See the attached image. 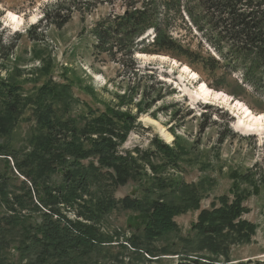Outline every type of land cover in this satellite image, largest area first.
<instances>
[{"label": "trees", "instance_id": "1", "mask_svg": "<svg viewBox=\"0 0 264 264\" xmlns=\"http://www.w3.org/2000/svg\"><path fill=\"white\" fill-rule=\"evenodd\" d=\"M74 1L58 0L56 6L67 8L48 12L47 26L65 25L74 11L90 14L98 5L123 3L122 14L97 22L94 54L106 55L124 67L125 60L130 61L132 70H126L133 77L139 73L136 55L176 53L185 56L190 67L199 66L202 75L226 71L241 82L245 92L249 88L264 99V0H78V5ZM176 24L200 34L214 56L185 48L174 37ZM214 88L236 98L239 94L224 81ZM23 91L20 84L0 77V161L4 162L0 171V264H80L82 257L118 243L100 228L101 221L118 209L139 214L143 240L131 238L122 248L146 254L150 259L141 264L160 260L163 255H157L150 243L178 232L175 218L189 211L200 214L191 234L181 240L183 252L170 251L182 258L175 264H264L233 260L230 255L233 247L250 244L255 236L257 226L243 216L250 212L245 203L260 187L256 174H230L228 195L202 210L201 201L212 182L186 184L166 174L181 171V151L186 152L182 147L171 148L155 137L150 150L121 151L138 115L109 105L103 112L87 109L74 116L79 101L70 83L50 80L33 96H24ZM129 96L117 94L122 105ZM250 109L264 114V102ZM26 110L31 111L33 126L25 144H19L15 130ZM157 154L164 162L154 161ZM15 173L26 180L20 182ZM131 182L140 186L143 196L115 199L114 191ZM93 186L97 188L94 192ZM3 207L10 216H4ZM16 237L20 239L18 261L9 263L7 254Z\"/></svg>", "mask_w": 264, "mask_h": 264}, {"label": "rangeland", "instance_id": "2", "mask_svg": "<svg viewBox=\"0 0 264 264\" xmlns=\"http://www.w3.org/2000/svg\"><path fill=\"white\" fill-rule=\"evenodd\" d=\"M57 2L0 0V77L10 84H20L24 96H33L40 86L50 80L59 84L70 83L79 101L74 106V116H80L87 109L103 112L109 105L138 115L137 125L121 151L135 148L150 150L155 137L171 148L182 147L187 153L181 151V171L177 174L168 171L166 174H174V179H181L186 184L203 180L212 182V188L201 201L202 210L210 209L218 197L228 195L232 186L230 174H256L260 187L254 194L251 190V196L245 203L250 212L243 216V219L257 226L255 236L250 244L233 247L230 255L237 261L264 263V122L258 130L249 131L245 127L247 120L243 113L244 109L258 108L264 99L258 98L249 88L245 92L240 86L241 82L226 71L202 75L199 66L190 67L185 56L176 53L162 59L161 56L136 55L134 62L139 73L133 77L127 71L132 70L129 60H125L124 67L123 63L110 61L106 55L96 57L94 54L97 22L114 13L122 14L123 3L114 1L113 6L98 5L90 14L74 11L65 25L47 26L49 23L45 21V16L48 12L67 8V5L59 8ZM74 2L75 5L79 4L78 0ZM10 12L22 19L19 26L11 21ZM52 15L51 18H54L55 14ZM179 25L176 24L173 34L185 48L202 52L205 57L208 53L214 56L200 34L189 31L188 27L180 29ZM13 43L16 45L14 49ZM223 81L231 91L238 90L237 98L227 91L220 92L214 88ZM205 90L212 91L211 96L206 95ZM124 92L131 93L132 97L129 96L122 105L117 94L123 96ZM236 103L241 105L237 107ZM205 105L209 107L205 108ZM250 111L255 116L264 115ZM32 126L31 111L26 110L15 130L17 143L25 144ZM163 160L159 154L154 158L158 164ZM3 164L0 161V171H3ZM9 177L12 179V172ZM18 177L20 182L26 180ZM243 188L249 186L244 185ZM96 189L92 187L93 192ZM113 195L117 200L129 196L141 198L143 192L139 185L131 182L116 189ZM3 214L11 215L4 207ZM199 214V211H189L176 217L179 231L150 243L149 247L157 255H163L156 264H175L182 259L172 253L183 252L181 240L191 234V227L198 221ZM137 216V212L121 209L107 215L100 223L101 232L114 237L118 243L82 257L80 264L147 262L150 258L146 254L129 247L122 248L131 238L143 240L141 222ZM69 217L75 218L71 212ZM19 243L18 237L13 238L12 250L7 254L9 263H17L19 252H16V248ZM165 250L168 252L164 253Z\"/></svg>", "mask_w": 264, "mask_h": 264}, {"label": "bare ground", "instance_id": "3", "mask_svg": "<svg viewBox=\"0 0 264 264\" xmlns=\"http://www.w3.org/2000/svg\"><path fill=\"white\" fill-rule=\"evenodd\" d=\"M10 19L12 22L15 23L16 26H19L22 22V19L20 17H18V15L13 14V13H9ZM165 58V56H161V59ZM204 93L206 95L211 96L212 91L210 90H205ZM200 96V95H199ZM219 94H216V97L218 98ZM239 105H241L240 103H236V106L239 107ZM245 111L243 112L245 114V120H247L245 127L247 130L252 131V130H258L260 127L263 126L264 122V115H254L253 113H251L250 110L248 109H244ZM262 124V125H261Z\"/></svg>", "mask_w": 264, "mask_h": 264}]
</instances>
